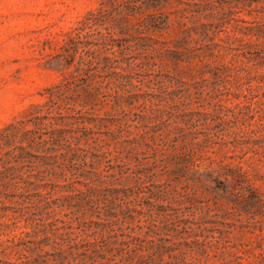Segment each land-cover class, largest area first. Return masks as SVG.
<instances>
[{
  "label": "rangeland",
  "instance_id": "1",
  "mask_svg": "<svg viewBox=\"0 0 264 264\" xmlns=\"http://www.w3.org/2000/svg\"><path fill=\"white\" fill-rule=\"evenodd\" d=\"M0 264H264V0H0Z\"/></svg>",
  "mask_w": 264,
  "mask_h": 264
},
{
  "label": "trees",
  "instance_id": "2",
  "mask_svg": "<svg viewBox=\"0 0 264 264\" xmlns=\"http://www.w3.org/2000/svg\"><path fill=\"white\" fill-rule=\"evenodd\" d=\"M108 41H99L97 43H94L98 46V48L95 50L98 54H96L97 58H100V60L97 59V61L95 62V71L92 75H97L100 66L98 64L103 63L104 68H107L110 70V75H115L118 78H122L124 77L122 71H124L125 67L123 65H121V63L118 62V59L116 58V52L118 51L119 54H123L125 53V50L127 47H125L122 43H113L114 41L112 40V42ZM114 46H116V49L114 48ZM91 62V61H90ZM94 62V61H93ZM119 68V70H117ZM94 90H96V94L99 93L98 89L96 87H93ZM70 125L73 124V122L69 123ZM83 128V127H82ZM81 127H78L76 130L74 129H69L73 132L75 131H83ZM68 129L65 128H57V129H53V131L51 132V139L59 142L60 144H64L67 146H71L72 144H74L73 140H75V144L78 143L81 140V136H74V135H69L68 137L66 136L65 132ZM54 131H57L56 134ZM86 143H88V140H85ZM89 144V143H88ZM92 148L95 149L94 146H92ZM86 161H84V164ZM122 244H125V241H122Z\"/></svg>",
  "mask_w": 264,
  "mask_h": 264
}]
</instances>
